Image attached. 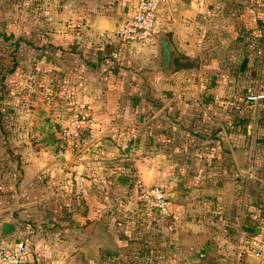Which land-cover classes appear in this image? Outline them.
<instances>
[{
  "label": "crops",
  "instance_id": "obj_1",
  "mask_svg": "<svg viewBox=\"0 0 264 264\" xmlns=\"http://www.w3.org/2000/svg\"><path fill=\"white\" fill-rule=\"evenodd\" d=\"M138 1H66L61 15L70 21L44 50L56 63L49 79L60 103L42 99L45 123L34 120L32 93L0 101V160L21 208L5 214L15 206L0 204V242L25 243L19 264H50L24 231L40 216L36 203L53 202L60 220L50 210L41 216L60 227L83 264H264L255 254L264 249V98L248 100L264 93V0L236 7L232 18L224 0H167L153 38L122 43L117 30ZM221 24L251 36L246 55L242 35L235 38L232 123H212L206 105L222 92L206 88L217 48L226 49L218 45L226 40ZM86 104L93 126L78 158L62 151L56 122ZM5 111L14 118L6 121ZM207 126L223 134L209 137ZM140 185L162 186L168 210L140 211Z\"/></svg>",
  "mask_w": 264,
  "mask_h": 264
},
{
  "label": "rangeland",
  "instance_id": "obj_2",
  "mask_svg": "<svg viewBox=\"0 0 264 264\" xmlns=\"http://www.w3.org/2000/svg\"><path fill=\"white\" fill-rule=\"evenodd\" d=\"M66 1L67 0H0V94H2L3 106L4 104L6 105L7 101H9L10 95L16 94L19 96L18 99H21L23 95H28L27 98H31L32 95L30 96V93H32L33 97L29 102L32 101L34 103L31 106L35 117L34 120H38L39 122L43 123H45V120L48 118L46 116L47 110L41 106L42 99H44L46 103L49 102L50 105H57V109L60 104L57 101L58 96L54 93L55 89L52 88L53 83L49 79L51 77L52 71H56V68H54L56 67V63H53L50 59L45 58L48 53H45L44 50L45 45H47L49 41L58 40L60 38V33H58V30L64 27V25H68L70 21L67 17L64 18L61 15L62 13L64 16H67L62 11ZM223 2L222 5L228 13L224 16L232 18L231 15L235 12L234 9L236 7L241 8L239 10H244L245 8L250 7L251 1L224 0ZM260 17L263 19V16ZM221 25H227V29L222 31L226 40H223L222 42L219 41L218 45L226 47L227 50L228 48L231 49V53L227 59L228 52L226 49L218 47L215 52L213 57L215 61L211 64L212 72H209L212 73L211 76L214 78H209L207 80L206 88L222 90V92H218L212 97L209 96L208 100L206 101V105L210 107L211 112L208 114V118L212 121V123L214 120L219 121V123L226 120L228 123H232L234 115V89L237 87V84L232 75L233 72L230 67L233 66V61L236 60L238 41L235 38L239 36L241 37L242 35V39H244L243 43L246 46L243 48V53L246 55L250 54L252 51V47L249 46V40L251 39V36L250 33L243 35L244 32H242V30H238V27L235 28L234 24ZM3 32H6L7 34L12 33L14 36L9 39H4L2 35ZM19 36L20 38H18ZM213 42L216 43L215 41ZM15 65L16 67L12 72L11 69ZM44 73L49 74L48 78H44ZM49 87L52 89L49 90ZM54 87L57 86L54 85ZM17 90L18 94L16 92ZM14 99L15 98H13V101ZM35 103H39V105ZM21 111L28 112L29 110L24 107ZM69 111L70 109L66 113L62 124L67 118ZM53 112V110L49 111V117H51ZM4 113L5 115L9 116L8 118L5 117L6 121L10 120V115H12L14 118V115L9 111H5ZM56 123L58 125L57 129L59 131L62 124L60 125L59 122ZM231 128L233 130V125H231ZM205 133L208 134L209 137H219L223 134V130H219L217 126H212V128L207 126L206 130L204 129V134ZM228 134V140L232 144L233 148L234 139L231 138L233 131ZM213 139L215 140L214 146H216V150H223L221 144L218 148L217 139ZM4 150L6 149L3 148L0 150V152H3ZM2 156L5 157V153H3ZM6 168L7 166L5 165L4 160H0V204H14V208L4 210L3 213L6 214L11 211L10 213H16L18 215L21 209L20 206L17 207V205H19L17 202L19 196H13L12 193L8 191L10 187V175L7 173L8 170L6 171ZM55 199H57V192ZM138 203V209L144 213L147 212L140 204L141 202L139 200ZM44 204L45 206H42V203H36L35 206L37 210L40 211V216L37 217L35 222L36 225H32L31 228H33V230L26 226V230L24 231L25 234H28V237H30L32 240L29 242L32 244L31 248L41 251L42 255L40 258L42 257L45 263L83 264L80 256L75 257L74 253H71L74 247L73 245H70V240H65L62 238L60 227L53 225L50 222L51 220L46 222L41 216L42 212L44 214V212L47 213L50 210L57 222L60 220V216L58 215L59 218L57 217V213L59 211L58 206L60 204L53 202ZM26 209L29 210L28 206H26ZM11 216L12 215H8L7 217L4 216V218H2L10 219L12 218ZM54 219L52 221H54ZM34 228H36V230H34ZM53 230H59V232H55ZM83 259H85L84 256ZM86 262L89 263V261ZM119 264L124 263L120 262Z\"/></svg>",
  "mask_w": 264,
  "mask_h": 264
},
{
  "label": "built area",
  "instance_id": "obj_3",
  "mask_svg": "<svg viewBox=\"0 0 264 264\" xmlns=\"http://www.w3.org/2000/svg\"><path fill=\"white\" fill-rule=\"evenodd\" d=\"M167 0H139L135 11L117 30L122 43H142L154 36L161 8ZM264 98V93L249 95L248 100ZM90 104L74 105L59 129V140L63 151L78 157L88 144V133L93 126ZM168 194L160 185L138 188V200L147 212L163 214L168 210ZM26 253V245L18 241L14 245L0 242V264H19ZM264 258V249L255 253Z\"/></svg>",
  "mask_w": 264,
  "mask_h": 264
},
{
  "label": "water",
  "instance_id": "obj_4",
  "mask_svg": "<svg viewBox=\"0 0 264 264\" xmlns=\"http://www.w3.org/2000/svg\"><path fill=\"white\" fill-rule=\"evenodd\" d=\"M13 229H14V227H13V225L11 223L6 222L4 224V230H5V232H8L9 233V232L13 231Z\"/></svg>",
  "mask_w": 264,
  "mask_h": 264
},
{
  "label": "trees",
  "instance_id": "obj_5",
  "mask_svg": "<svg viewBox=\"0 0 264 264\" xmlns=\"http://www.w3.org/2000/svg\"><path fill=\"white\" fill-rule=\"evenodd\" d=\"M2 35H3V38H4V39H9V38H11L12 36H14L12 33H11V34H7L6 32H3ZM18 38H20V36H19ZM16 65H17V64H16ZM16 65L11 69L12 72L14 71ZM1 100H2V102H3V99H0V101H1Z\"/></svg>",
  "mask_w": 264,
  "mask_h": 264
}]
</instances>
